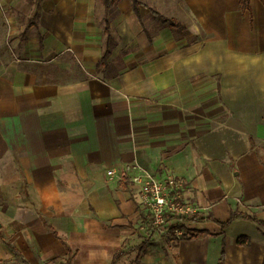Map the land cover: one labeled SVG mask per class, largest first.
Wrapping results in <instances>:
<instances>
[{"label":"crops","instance_id":"crops-1","mask_svg":"<svg viewBox=\"0 0 264 264\" xmlns=\"http://www.w3.org/2000/svg\"><path fill=\"white\" fill-rule=\"evenodd\" d=\"M139 168L183 180L180 239L150 226ZM233 211L249 217L222 227ZM252 218L264 0H0V264H24L8 244L29 264L66 247L72 264H262Z\"/></svg>","mask_w":264,"mask_h":264},{"label":"built area","instance_id":"built-area-1","mask_svg":"<svg viewBox=\"0 0 264 264\" xmlns=\"http://www.w3.org/2000/svg\"><path fill=\"white\" fill-rule=\"evenodd\" d=\"M131 168L127 165L123 170ZM106 173L113 177L117 170L108 168ZM130 181L138 186L141 204L150 216V226L156 231L172 232L180 239L186 232L182 221L191 219L189 217L197 212L196 206L183 199V180L171 175L160 179L139 168L130 176Z\"/></svg>","mask_w":264,"mask_h":264},{"label":"trees","instance_id":"trees-1","mask_svg":"<svg viewBox=\"0 0 264 264\" xmlns=\"http://www.w3.org/2000/svg\"><path fill=\"white\" fill-rule=\"evenodd\" d=\"M104 1H109V0H104ZM239 4H240L241 8H244V9H245V8H248V7H249V0H239ZM136 6H137V3L134 2V7H136ZM36 16H37V15L35 14L34 17H36ZM158 17H159L163 22L168 23V24L171 25V26H178V22H177L174 18H167V17H164V16H162V15H158ZM105 31H106V33H107V36L109 37V30L107 29V27H106ZM236 216L247 217L248 215H246V214H242V213H240V212L233 211V212H231V214H230V218H229L226 222L221 223V226H222V227L227 226V225L231 222V220L234 219V217H236ZM248 217H249V216H248ZM252 219L255 220V221H257V223H258L261 227L264 228V221L259 220V219H256V218H252ZM203 231H204V230L199 231V232H203ZM195 233H197V231H192V232H191L192 235L195 234ZM263 234H264V230H263ZM237 242L242 244V243H246L247 240H246L245 238H241V239H238ZM8 246H9V248L14 252L16 258L20 259L24 264H29V263L23 258V256L21 255V253H20L17 249H15L13 246H11V245H9V244H8ZM66 250H67V251H66L65 264H72V251H71V249H70L69 247H66ZM117 256H118V255H116L115 257H117ZM223 258H224V254L222 253L221 258H220V263H221V261H223ZM54 260H55V259H54ZM0 263H1V261H0ZM262 264H264V259H263Z\"/></svg>","mask_w":264,"mask_h":264},{"label":"rangeland","instance_id":"rangeland-1","mask_svg":"<svg viewBox=\"0 0 264 264\" xmlns=\"http://www.w3.org/2000/svg\"><path fill=\"white\" fill-rule=\"evenodd\" d=\"M18 262V261H17Z\"/></svg>","mask_w":264,"mask_h":264}]
</instances>
